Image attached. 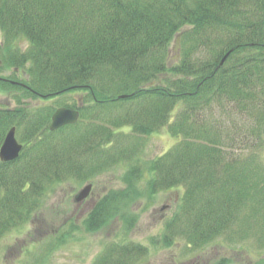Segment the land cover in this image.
I'll use <instances>...</instances> for the list:
<instances>
[{"label": "trees", "instance_id": "16d2710c", "mask_svg": "<svg viewBox=\"0 0 264 264\" xmlns=\"http://www.w3.org/2000/svg\"><path fill=\"white\" fill-rule=\"evenodd\" d=\"M0 31V71L28 76L0 77V86L45 99L79 96L65 104L78 120L54 131L51 109L0 110V144L12 126L22 144L15 160L0 161V240L56 185L90 181L125 161H134L122 174L129 191L146 175L152 194L182 188L164 225L165 246L185 237L199 247L230 230L245 237L252 221L264 223V170L224 149L220 121L196 114L232 103L264 123V0H0ZM174 36L180 56L170 62ZM179 102L184 107L170 122ZM163 127L176 142L147 165L137 155L142 141L119 143L124 129L147 136ZM121 194L93 204L88 231L127 215ZM146 254L140 244L110 242L93 264H136Z\"/></svg>", "mask_w": 264, "mask_h": 264}, {"label": "rangeland", "instance_id": "374dc122", "mask_svg": "<svg viewBox=\"0 0 264 264\" xmlns=\"http://www.w3.org/2000/svg\"><path fill=\"white\" fill-rule=\"evenodd\" d=\"M18 44L22 48L26 47L22 38L18 39ZM169 51L170 62H177L180 56L177 36L170 42ZM9 69L0 71V77L9 76L27 81L25 69L14 72V75L11 74L14 69ZM73 100L78 102L79 96L70 93L45 99L25 95L19 89L0 86V110L25 107L49 112L51 109L52 115L56 108L68 107L65 104L69 105ZM183 107L181 102L177 104L170 122L174 121ZM196 114H200L205 123L220 121L223 124L222 134L225 135L224 149L239 155L240 161H253L258 170H264V123L257 124V114H253L250 119L248 113L236 111L232 103L223 107L213 103L208 109L200 108ZM131 133L129 129L120 131L122 142L119 138V143L132 146L142 141L137 146V155L140 162L146 165L176 142L175 136L166 127L147 136ZM235 134L236 139H233ZM15 137L21 144L16 131ZM133 163L134 161H125L121 166L96 175L90 181L69 179L53 187L29 220L9 231L0 240V264H93L104 246L110 242H130L144 246L147 254L136 264H189L193 259L199 260V264H264V223L261 219H256L260 224L252 221L249 225L248 221L249 231L245 237H238L237 231L230 230L199 247L190 245L185 237H176L170 245H163L164 225L177 211L176 203L180 201L182 188L152 194L146 186L149 179L146 175L142 180L134 182L132 186L136 188L135 191H129L122 174L125 164ZM87 184H91L88 195L80 202H75L74 196ZM119 190L122 192L120 196L126 199L124 203L127 215L116 216L100 229L88 231L84 221L93 204L109 192ZM259 192L264 195V183ZM258 196L259 203L262 195ZM261 208L264 213L263 204ZM240 217H248L246 211L241 212ZM180 227L184 226L181 224ZM59 238L63 241L55 246Z\"/></svg>", "mask_w": 264, "mask_h": 264}, {"label": "water", "instance_id": "95a60500", "mask_svg": "<svg viewBox=\"0 0 264 264\" xmlns=\"http://www.w3.org/2000/svg\"><path fill=\"white\" fill-rule=\"evenodd\" d=\"M228 53H226L219 62V65L223 63ZM122 97V96H121ZM79 118V112L77 109L68 107H58L54 110L50 118L49 130L54 131L60 127L68 124H74ZM22 148L15 137V127L12 126L5 133L2 143L0 144V161L8 162L15 160ZM91 188V184L85 185L75 196L74 201L80 202L85 198Z\"/></svg>", "mask_w": 264, "mask_h": 264}, {"label": "flooded vegetation", "instance_id": "af4514ba", "mask_svg": "<svg viewBox=\"0 0 264 264\" xmlns=\"http://www.w3.org/2000/svg\"><path fill=\"white\" fill-rule=\"evenodd\" d=\"M189 264H199V260H190Z\"/></svg>", "mask_w": 264, "mask_h": 264}]
</instances>
